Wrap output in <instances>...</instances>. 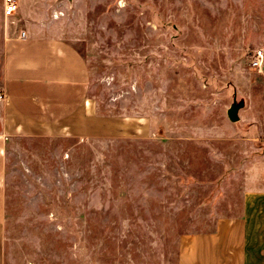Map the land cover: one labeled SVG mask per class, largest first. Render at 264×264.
<instances>
[{
	"label": "rangeland",
	"instance_id": "374dc122",
	"mask_svg": "<svg viewBox=\"0 0 264 264\" xmlns=\"http://www.w3.org/2000/svg\"><path fill=\"white\" fill-rule=\"evenodd\" d=\"M63 1L93 110L8 149L3 264H175L264 188V0Z\"/></svg>",
	"mask_w": 264,
	"mask_h": 264
},
{
	"label": "crops",
	"instance_id": "0c3cea01",
	"mask_svg": "<svg viewBox=\"0 0 264 264\" xmlns=\"http://www.w3.org/2000/svg\"><path fill=\"white\" fill-rule=\"evenodd\" d=\"M16 1L6 17L0 0V264L8 149L23 138L79 134L94 105L86 59L55 19L66 2ZM175 264H264V188L244 190L236 211L181 237Z\"/></svg>",
	"mask_w": 264,
	"mask_h": 264
},
{
	"label": "built area",
	"instance_id": "2783aa9c",
	"mask_svg": "<svg viewBox=\"0 0 264 264\" xmlns=\"http://www.w3.org/2000/svg\"><path fill=\"white\" fill-rule=\"evenodd\" d=\"M18 11V3L16 0H4L3 2V13L6 17L13 16ZM262 53L261 51H257L254 53L252 57V61L250 63L253 69H260L262 66ZM4 99V95L0 93V101Z\"/></svg>",
	"mask_w": 264,
	"mask_h": 264
},
{
	"label": "water",
	"instance_id": "95a60500",
	"mask_svg": "<svg viewBox=\"0 0 264 264\" xmlns=\"http://www.w3.org/2000/svg\"><path fill=\"white\" fill-rule=\"evenodd\" d=\"M230 121H236V116L233 114V115H230L229 117Z\"/></svg>",
	"mask_w": 264,
	"mask_h": 264
}]
</instances>
